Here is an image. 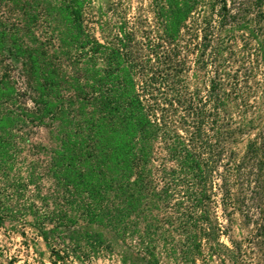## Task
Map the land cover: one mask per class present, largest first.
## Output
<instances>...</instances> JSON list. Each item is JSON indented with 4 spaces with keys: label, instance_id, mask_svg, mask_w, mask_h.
<instances>
[{
    "label": "trees",
    "instance_id": "obj_1",
    "mask_svg": "<svg viewBox=\"0 0 264 264\" xmlns=\"http://www.w3.org/2000/svg\"><path fill=\"white\" fill-rule=\"evenodd\" d=\"M4 1L52 9L57 47L25 29L29 95L0 75V228L54 264H88L94 227L149 264H264V0H152L111 42L90 0ZM28 124L56 144L46 192L20 165Z\"/></svg>",
    "mask_w": 264,
    "mask_h": 264
},
{
    "label": "rangeland",
    "instance_id": "obj_2",
    "mask_svg": "<svg viewBox=\"0 0 264 264\" xmlns=\"http://www.w3.org/2000/svg\"><path fill=\"white\" fill-rule=\"evenodd\" d=\"M151 2L152 0H90L83 11L84 27L100 42H111L117 25L123 19L141 18L153 21ZM56 18L52 9L47 6L43 9L35 8L32 1L12 4L0 0V75L7 73L16 87L23 89L27 95L30 94V88L21 60L13 55L15 47L20 44V39L28 43L32 41L25 29L35 33L39 41L52 42L57 47L56 40H53L57 33L53 22ZM35 20L38 21L36 24ZM26 107L31 108L32 104L27 101ZM20 135V165L24 172L35 168L44 177L41 185L46 192L52 187V182L44 175V169L49 162L51 149L56 145L50 130L28 124L21 127ZM94 229L101 232L106 241L88 264H149L134 248L121 244L110 232L99 227ZM25 231L26 237L22 238L19 232L0 228V264H54L44 242L29 228Z\"/></svg>",
    "mask_w": 264,
    "mask_h": 264
}]
</instances>
